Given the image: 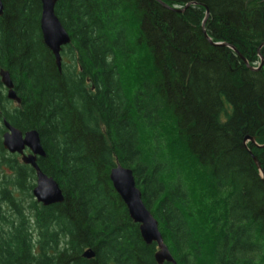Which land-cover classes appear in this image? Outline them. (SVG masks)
Returning <instances> with one entry per match:
<instances>
[{"label": "trees", "instance_id": "obj_1", "mask_svg": "<svg viewBox=\"0 0 264 264\" xmlns=\"http://www.w3.org/2000/svg\"><path fill=\"white\" fill-rule=\"evenodd\" d=\"M2 3L0 68L21 103L0 82V121L40 133L64 201L39 203L35 170L0 139V264H158L111 182L118 163L177 264H264V147L245 140L264 144V0H58L61 70L41 0ZM198 181L225 194L210 224Z\"/></svg>", "mask_w": 264, "mask_h": 264}, {"label": "water", "instance_id": "obj_2", "mask_svg": "<svg viewBox=\"0 0 264 264\" xmlns=\"http://www.w3.org/2000/svg\"><path fill=\"white\" fill-rule=\"evenodd\" d=\"M57 2L58 0H41L42 14L40 25L44 43L54 54L57 66L61 70L63 62V57L61 55L62 48L71 43V37L56 15L55 7ZM188 6L189 4H187L185 8ZM185 8L178 9V11L182 12ZM3 10V3L2 0H0V17L3 15ZM208 15L209 11L207 10L203 26L205 25ZM208 39L211 41L209 37ZM212 43L214 45L229 46L226 43ZM239 55L244 59L246 64L251 67L249 62L241 54ZM262 65L263 58L261 59L259 68L262 67ZM0 81L7 89V98L20 104L21 99L17 94L8 70L3 68L0 69ZM4 126L6 128L2 140L4 149L11 154L21 155L22 162L26 165H30L36 172V185L33 188V196L35 199L45 206L62 203L64 201V194L58 182L53 177L45 174L37 164L38 158L46 155L40 133L35 129L23 132L11 125L7 120L4 121ZM245 140L246 142H248V140L254 142L258 147H264V144H258L253 137H247ZM26 149L30 151L29 154L25 152ZM258 168L261 176L264 178V172L260 169L259 165ZM110 179L115 190L128 208L130 217L135 223L139 224L143 240L147 244H152L153 242L157 244V252L155 253V260L157 263L164 264L167 262L170 264H177V261L165 244L159 229L158 220L153 216L143 201L142 192L137 186L133 170L118 163L112 168ZM83 256L87 259H92L95 257V252L89 248L83 253Z\"/></svg>", "mask_w": 264, "mask_h": 264}, {"label": "rangeland", "instance_id": "obj_3", "mask_svg": "<svg viewBox=\"0 0 264 264\" xmlns=\"http://www.w3.org/2000/svg\"><path fill=\"white\" fill-rule=\"evenodd\" d=\"M2 129L3 125L0 121V139H2ZM165 129V133H166ZM166 137L168 139V135L166 133ZM2 143V141H1ZM174 156H176L185 167L192 166L190 160H188L187 157L181 155L177 152L175 149H171ZM19 160L21 161V157L19 156ZM197 194H198V202H199V209H198V217L203 221L205 224H210V220L214 216H219L222 214L224 210V193H218L212 190L211 188H207L205 185H203L202 182H197Z\"/></svg>", "mask_w": 264, "mask_h": 264}, {"label": "flooded vegetation", "instance_id": "obj_4", "mask_svg": "<svg viewBox=\"0 0 264 264\" xmlns=\"http://www.w3.org/2000/svg\"><path fill=\"white\" fill-rule=\"evenodd\" d=\"M0 69H1V68H0ZM1 120H2V123H4L5 119L2 118ZM5 129H6V128H5ZM5 129L2 130L3 134H4V132L6 131ZM3 134H2V136H3ZM25 152H26L27 154L30 153V151H29L28 149H26Z\"/></svg>", "mask_w": 264, "mask_h": 264}]
</instances>
